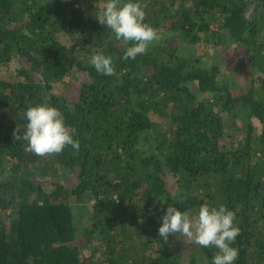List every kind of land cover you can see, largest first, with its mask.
Listing matches in <instances>:
<instances>
[{
    "label": "trees",
    "instance_id": "obj_1",
    "mask_svg": "<svg viewBox=\"0 0 264 264\" xmlns=\"http://www.w3.org/2000/svg\"><path fill=\"white\" fill-rule=\"evenodd\" d=\"M141 3L159 39L133 60L99 21L105 0H0V69L18 65L0 78V264H211L215 247L158 233L170 204L203 203L236 213L235 264H264V0ZM227 44L251 66L240 94L212 60ZM97 50L111 75L91 65ZM40 103L79 151L16 139Z\"/></svg>",
    "mask_w": 264,
    "mask_h": 264
},
{
    "label": "clouds",
    "instance_id": "obj_2",
    "mask_svg": "<svg viewBox=\"0 0 264 264\" xmlns=\"http://www.w3.org/2000/svg\"><path fill=\"white\" fill-rule=\"evenodd\" d=\"M146 11L141 0H105L99 21L114 33L118 40L130 42L124 50V59H135L149 44L159 39L158 31L145 22ZM97 73L111 75L114 62L111 56L97 50L90 59ZM26 121L22 135L27 142L26 151L39 156L61 153L67 147L79 151L80 140L76 130L67 124L63 112L46 103L31 105L24 112ZM18 132V130H17ZM164 201V200H161ZM240 232L236 213L224 204L214 206L203 203L193 214L170 204L162 216L159 236L182 235L201 247H215L218 251L211 264H235L239 251L234 242Z\"/></svg>",
    "mask_w": 264,
    "mask_h": 264
},
{
    "label": "rangeland",
    "instance_id": "obj_3",
    "mask_svg": "<svg viewBox=\"0 0 264 264\" xmlns=\"http://www.w3.org/2000/svg\"><path fill=\"white\" fill-rule=\"evenodd\" d=\"M216 27V26H214ZM168 38H171L169 35ZM227 49L224 50V47H216L218 50H214L212 54V60L216 57L218 59V62L220 65H222L223 68H225V75H226V83L227 86L234 91L236 94H240L245 92V90L248 88V85L250 83V70L251 66L246 65L245 61L248 58V56H245L244 52H241V50H236L235 45L233 44H227ZM208 51H211L209 47H202L201 52H196L200 56L206 57L210 53ZM218 53V54H216ZM215 58V59H216ZM17 63L11 62L8 66H4L0 69V78H6L9 79V77H13L15 70L17 68ZM68 84L71 81H75L73 78L67 79ZM66 83H58L53 86V91L55 94H62L64 90H66ZM5 115L6 118H4V121L9 120L11 111H4L2 116ZM12 217L15 218V215L12 214Z\"/></svg>",
    "mask_w": 264,
    "mask_h": 264
}]
</instances>
